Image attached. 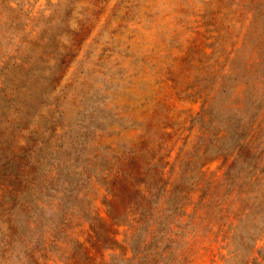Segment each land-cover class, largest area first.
Returning <instances> with one entry per match:
<instances>
[{
	"label": "rangeland",
	"instance_id": "374dc122",
	"mask_svg": "<svg viewBox=\"0 0 264 264\" xmlns=\"http://www.w3.org/2000/svg\"><path fill=\"white\" fill-rule=\"evenodd\" d=\"M6 155L0 264H264V0H0Z\"/></svg>",
	"mask_w": 264,
	"mask_h": 264
},
{
	"label": "trees",
	"instance_id": "16d2710c",
	"mask_svg": "<svg viewBox=\"0 0 264 264\" xmlns=\"http://www.w3.org/2000/svg\"><path fill=\"white\" fill-rule=\"evenodd\" d=\"M20 159V157L18 158ZM4 168L2 171H0V180H4L5 175H6V170L7 167L14 163L16 159L13 157V155H6L4 157ZM21 160V159H20ZM132 162V161H131ZM115 178H119V175H116ZM11 188V187H10ZM9 186L4 185V187L1 190L0 193V206H4L3 204V198L6 197V193L11 191ZM12 189V188H11ZM112 195L108 198H106L105 205L107 207V215L111 219L117 218V216H120V213H126L130 211L131 215L135 217V227L137 229H141V227H144L143 221H147L153 214H157L160 211L159 206L157 205V201H153L146 193V191L141 190L138 187H132V186H127L125 187V190H122L123 192H129V198L132 201H119L120 197V190L113 187L112 189ZM18 202L17 201H9L8 205H6V208L12 209L14 205H16ZM23 209L27 211L32 210V206L30 205H22ZM170 208L168 209H162V211L165 212H174L173 210H178V203H171ZM157 209V211H155ZM97 221H100L102 224L100 226L102 227H108L109 224H106V218L99 217L97 218ZM136 229V230H137ZM92 230L94 233H99L100 230L97 228L96 225H92ZM147 231L151 234L153 230L147 229ZM156 254L157 251L151 254V257L149 259H144L146 264H157V259H156ZM161 260L163 255L160 253ZM165 260V259H164Z\"/></svg>",
	"mask_w": 264,
	"mask_h": 264
}]
</instances>
